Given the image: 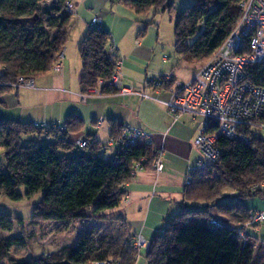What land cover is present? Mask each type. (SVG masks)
Listing matches in <instances>:
<instances>
[{"label": "trees", "instance_id": "obj_1", "mask_svg": "<svg viewBox=\"0 0 264 264\" xmlns=\"http://www.w3.org/2000/svg\"><path fill=\"white\" fill-rule=\"evenodd\" d=\"M69 0H0V97L14 90L20 78L47 76L58 64V56L69 42L73 14L66 12ZM146 16L172 12L169 0H111ZM245 0H198L176 14L175 53L182 63L205 64L237 28L242 17L240 4ZM151 23L142 30L145 34ZM194 39V40H193ZM110 33L102 27L91 28L80 44L83 62L81 92L87 94L100 81L112 78L116 60L109 56ZM191 40H193L191 42ZM240 54H249V39L244 40ZM248 81L264 88V66L247 69ZM170 85L165 89H170ZM103 95L115 94L109 87ZM118 135L122 124H113ZM84 121L72 116L65 127L36 129L32 123L0 119V197L19 202L26 189L30 197L42 192L34 207L33 222H60L67 225L97 219L103 212L121 205L125 186L131 183L135 163L146 157L151 168L155 149L141 144L119 149L114 159L100 153L105 147L92 141L89 149L80 151L69 139L82 130ZM216 124L208 129L213 132ZM252 136L250 128L241 133ZM34 137L27 143L24 139ZM42 137L53 138L44 143ZM220 161L210 167L208 179L193 180L184 190V202L177 217L156 235L147 255L149 264H264V242L244 231L251 215L259 212L249 207V200L264 198L254 192L264 182V140L260 134L251 145L220 138L217 143ZM76 150V151H75ZM216 173V176H212ZM215 209L218 216L211 214ZM215 219L220 227L211 225ZM22 218L0 213V232H12L23 226ZM123 222V221H122ZM116 237L101 236L97 226L89 227L76 246H67L54 254L33 261L12 260V264H90L114 259L135 264L137 251L125 223L119 224ZM255 227L254 229H257ZM100 236H99V235ZM24 236L0 240V262L8 259L11 249L21 245Z\"/></svg>", "mask_w": 264, "mask_h": 264}, {"label": "crops", "instance_id": "obj_2", "mask_svg": "<svg viewBox=\"0 0 264 264\" xmlns=\"http://www.w3.org/2000/svg\"><path fill=\"white\" fill-rule=\"evenodd\" d=\"M106 4L107 0L75 1L76 12L73 15L69 42L63 50L61 71L56 73L52 70L47 76L34 79V90L14 88L12 92L0 97V108L15 115L14 118L6 114L0 115V119L61 128L66 125L70 117L77 116L84 121V126L69 140L72 143L78 139L96 140L105 147L100 155L109 154L104 157L106 159L114 149H106L107 139L115 133L113 124L130 125L146 132L153 142V149L161 150L163 153L164 172L157 174L150 168L140 174L126 186L121 205L110 213H102L99 216L100 220L107 223L116 225L120 222L125 223L131 238L141 234L144 238L153 241L157 234L165 231L167 224L177 217L183 207V192L187 188L188 169L195 167L201 159V154L195 149L193 142L203 129L205 121L188 114L175 120L163 103L144 100L140 96L122 98L117 94H110L103 98L83 99L80 84L83 62L79 47L95 18L102 19V27L110 33L119 50V58L123 60L121 71L124 82L133 86L136 93H146L166 101L172 90L176 89V85L173 84L170 89L163 90L159 95L153 88H148L146 79L158 78L168 72L170 74L165 75L173 76L177 83L179 82L175 67L170 71L164 67L157 70L155 61L158 58L154 55L155 51L146 48V38L143 39L142 29L136 28L137 25L133 28L130 26L131 28H127L123 34H118L115 13L119 12V9L115 6L108 13L113 18V22L109 23L104 16L108 6ZM132 13L135 14L133 11ZM71 41L73 44L70 45ZM165 59L166 57L162 58L164 64L168 61V58ZM3 71V66H0V76ZM198 72L199 70L194 76ZM193 80L194 77L189 82ZM101 119L105 122L99 125ZM252 201L254 202L249 205L250 208L264 212V198H256ZM211 214L218 216L215 209L211 210ZM100 235L103 236L102 230ZM147 255V251L142 252L135 264H149Z\"/></svg>", "mask_w": 264, "mask_h": 264}, {"label": "built area", "instance_id": "obj_3", "mask_svg": "<svg viewBox=\"0 0 264 264\" xmlns=\"http://www.w3.org/2000/svg\"><path fill=\"white\" fill-rule=\"evenodd\" d=\"M75 1L69 0L66 3V12L75 14ZM242 17L237 28L223 43L224 45L216 50L212 57L205 63L201 70L194 76V80L187 84H178L173 76H160L158 78H147L148 88H153L157 94H161L165 87L173 84L176 89L172 90L168 100L163 101L146 93H136L133 86L126 84L123 79L121 66L123 60L119 58V50L113 40L109 41V56L116 60V68L112 78L108 81H100L99 87L87 94H82L84 100L90 98H103L104 87L112 88L119 97L140 96L144 100H154L166 105L168 113L173 119L178 120L185 114L202 118L205 121L203 129L197 134L193 146L201 154V159L195 167L189 168L186 184L191 185L193 180L209 172L210 167L220 161V150L217 143L220 138L237 140L251 145L253 138L264 131V88L257 87L248 81L247 69L251 66H264V0H245L240 4ZM102 29V19L95 18L90 29ZM249 39V54H240L244 49V40ZM64 53L58 56V64L53 71L59 73L62 69ZM167 60V58L165 59ZM16 89H35L34 79L20 78L14 84ZM167 91V90H166ZM171 91V90H168ZM105 122L101 119L98 124ZM210 124H216L217 129L210 132ZM36 129L44 131L56 128L47 125L34 124ZM250 128L252 136L241 133L242 128ZM59 130L67 131L65 126ZM107 142V148L118 147L125 150L144 144L152 148L153 142L150 136L142 129L123 125L118 135L112 136ZM91 140L78 139L76 146L80 151L90 148ZM150 163L148 158H141L140 162L133 165L131 179H136L140 174L148 170ZM157 174L164 172L165 164L161 150H155V159L151 166ZM126 188V186H125ZM254 192L264 193V182L256 185ZM211 225L220 227L215 219ZM264 224V212H257L251 215L244 231H239L238 236L246 238L245 232ZM133 250L137 251L138 259L142 252H149L152 241L136 234L132 238ZM94 264H122L114 259L97 262Z\"/></svg>", "mask_w": 264, "mask_h": 264}, {"label": "rangeland", "instance_id": "obj_4", "mask_svg": "<svg viewBox=\"0 0 264 264\" xmlns=\"http://www.w3.org/2000/svg\"><path fill=\"white\" fill-rule=\"evenodd\" d=\"M169 1L174 3L172 12L156 13V11L153 10L150 11L146 16H140L137 14H133L132 11L125 8L124 6H120L114 1L107 0L108 6L104 11V16L107 17L109 23H112L113 18L112 16H109L110 14L108 13H110L112 8H115V6H117L116 8L119 9V12L115 13L117 15L115 24L117 26L116 30L118 34H123L125 33V30H127V28H129L130 26L133 28L136 25V28L138 27V29L143 30L147 26V24L151 23L147 32L142 36H144L143 39L146 38V48L155 51L154 55H156L155 57L158 58V60L155 61V66H158L157 70L164 67L165 69H168L170 71V69L175 67L174 69H176L175 71L176 73H178V84H187L194 77L196 71L201 70L205 64L189 65L182 62V64L180 65V62L176 57L174 46L176 40L174 22L176 14L178 12L184 10L185 8L191 7V5L198 0ZM134 32H136V30ZM193 40H191V42ZM71 44H73V41H71L70 45ZM163 57L168 58L166 64L162 62ZM178 65L179 67H177ZM163 74L165 75L170 73L166 72ZM4 114H6L7 116H13L11 118H14L15 116L13 112L6 111L0 108V115ZM260 136L264 140V131L260 132ZM33 138L34 137L25 138L24 143H27ZM108 139L107 142H109ZM52 140V138H41V141L44 143H50L52 142ZM118 149L119 146L114 147V149L110 151V154H113L114 156L112 155V157H110V155L109 158L114 159L116 153L118 152ZM102 155L103 157H107L109 154L107 153L106 155V153H102ZM2 159L3 155L2 152H0V160ZM212 176H216V173H213ZM199 178L208 179L209 176L208 174H203L200 175ZM19 192L23 195V198L19 202L12 201L5 197H0V213L7 215L10 214L14 217L22 218L24 220L23 222L25 223L23 226L17 225L15 230L12 232H0V240H7L9 238H17L21 236H24L25 240L21 245L14 246L10 251L8 259H6L5 261H1L0 264H12V260L33 261L40 256L54 254L55 252L60 251L67 246H76L78 243V239L87 232L86 230H88L89 227L93 226L100 225L101 227H97V230H99V234L102 230L103 236L109 234L116 237L118 235L120 228L118 224L116 225L113 223H107L104 220L100 219H88L87 221H80L71 225L60 222L35 223L33 222L34 207L41 202L42 192L30 197L26 196V189L23 187L19 188ZM248 202H250L249 205H251L254 201L249 200ZM110 211H106L103 213H110ZM247 234L258 239V241L261 243L264 242V224L261 226L259 225L257 229H250L249 233Z\"/></svg>", "mask_w": 264, "mask_h": 264}]
</instances>
